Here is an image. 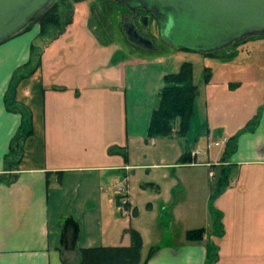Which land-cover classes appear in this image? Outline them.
Returning <instances> with one entry per match:
<instances>
[{
    "label": "crops",
    "instance_id": "crops-1",
    "mask_svg": "<svg viewBox=\"0 0 264 264\" xmlns=\"http://www.w3.org/2000/svg\"><path fill=\"white\" fill-rule=\"evenodd\" d=\"M68 27L49 46L70 40ZM89 34L90 45L105 50V60L97 63L104 69L89 66L70 75L67 64L73 60L69 55L50 54L48 46L41 48L39 67L16 86V102L31 113L32 135L24 141L14 181L8 180L5 158L21 116L6 110L4 95L14 71L30 59L38 26L0 44V176H4L0 180V264H63L68 263L64 254L78 256L81 249L128 247L129 229L141 237L140 264L150 249L156 251L146 264H264V99L232 117L230 103L239 96L245 75L210 74L204 83L211 89L204 104L207 137L220 128L223 140H228L255 117L256 123L238 135L226 159H222L223 148L214 161L199 157L194 165L179 164L183 154L174 137L147 138L155 109L153 96H158L167 74L159 66L139 68L140 64H134L139 61L123 56L113 62L108 55L111 41L100 43ZM218 115L225 120L215 122ZM202 133L194 135V142ZM188 152L198 153L193 157L196 161L202 156L199 150ZM205 164H212L217 181L227 177L226 186L221 191L218 186L215 191L206 190L203 198H177L171 207L172 214L180 216L179 207L192 204L195 211L199 206L205 223L192 230L203 229V240L186 241V231L180 242L152 243L147 249L142 230L132 228L140 212L128 181L156 180L141 181L138 191L148 199L145 211L158 215L161 206L170 210L166 207L170 194L180 185L174 179L175 169L189 166L209 173ZM142 171L146 174L138 175ZM195 184L197 194L202 187ZM120 197L131 216L120 211L116 201ZM211 211L220 220L218 237L212 235ZM209 242L216 247L211 263L206 259Z\"/></svg>",
    "mask_w": 264,
    "mask_h": 264
},
{
    "label": "rangeland",
    "instance_id": "rangeland-1",
    "mask_svg": "<svg viewBox=\"0 0 264 264\" xmlns=\"http://www.w3.org/2000/svg\"><path fill=\"white\" fill-rule=\"evenodd\" d=\"M72 6V22L66 33V36L70 38V40H65L63 43L64 39H62L50 46V41L40 43L37 39L35 43L37 47L40 45V48L49 46L48 50H50L49 53L52 55H69L68 57L73 60L71 65H66L71 68L69 71L70 75L76 73L77 70L80 72V69L88 68L87 70H89V66L96 67L98 62L105 60V50L99 49L101 46L97 48L98 45H95L94 47L90 45L89 31H91L94 36L97 35V42L99 41L100 43H103L111 41L108 55L111 54L110 58L113 59V62L123 56L126 59H132L134 62L139 61V63H134L140 64L139 68H145V66H147L148 69H151V66H159L166 74L177 73L183 63L190 64L192 69V84L198 89V96L195 104V110H197V113L195 112L192 117L189 131L183 137L177 134L179 120L176 119L171 124V136L177 141V149L179 152L183 154V156L186 154L189 164L199 163V157L203 160H207L210 157L209 159L214 161V155L222 151L224 148L221 143L225 134H220V128L208 137L205 133L207 121L205 119L204 104L208 97V93L211 91V89L207 88L203 82L206 70L209 74H214L215 76H219L221 73H225L224 75L227 74L228 76L235 72H239L240 76L245 75V77L241 78L242 85L238 93L239 96L234 97L232 99L233 102L230 103L234 106L232 117H239L242 112H245L249 106L259 98L260 100H263L264 38H253L237 45L233 44L221 51L208 54H201L185 49H174L160 38L159 27L154 16L145 11H138L137 16H148L146 18L147 26L140 24V32L150 38L155 47L154 50H144L130 45L121 30L122 19L124 15L129 12L128 8L123 4L115 0H75L72 2ZM34 27L35 25H32L28 30H32ZM82 38L85 39H83L84 41H82L81 46L80 39ZM80 61L82 62L81 67ZM96 69L102 70L104 68L97 66ZM219 80H221V78H219ZM139 83H141L140 80ZM153 100V107L156 108L158 104V96H153ZM198 117L199 120L202 119V124L204 123L203 125L199 122ZM214 120L215 122H221L225 120V117L221 118L218 115ZM174 130L175 133L173 132ZM200 130H202L203 133L200 134L196 138V142H194V135ZM215 142H218L219 145L212 146ZM208 144L210 145L209 148H207ZM188 150H199L202 156H198L196 161L192 157V152L187 153ZM145 174L144 171L138 172V175ZM207 175L208 172L206 169L201 170L189 166L175 169L174 179L177 178L180 185L175 187L171 192L170 202L166 207L171 210L173 202L177 198L186 199L187 197V199H189L190 196L203 198L206 190L210 189L215 191L218 186L216 175L213 178H210ZM139 179V177L131 178L128 181V187H131L133 194L132 199L134 203H137L140 212L139 216L132 220V228L142 230L141 233L146 241L147 249L152 243L169 242L175 244L180 242L184 239V232L195 229L196 225H199L200 222L205 223L204 219L200 216L201 212L198 211V205L195 210L197 211V216L194 217L195 211L192 204L191 207L188 205L179 207L177 213L180 216L172 214V210H162V206L160 208L161 212H159L158 215H149L143 206L148 199L140 195L138 185L141 181L156 180L149 177L141 180ZM159 182L161 183V180H159ZM195 182H199L200 187H202L197 194L195 190H193L196 185ZM133 186L136 190H133ZM116 201L118 202V200ZM120 211L122 213L127 211L125 215L131 216V211L127 207H121ZM157 211L158 209L156 212ZM190 214H192V216H190ZM172 217L174 219L176 218V220L172 219ZM211 217V224L214 225L215 220L212 211ZM65 258H67L68 264H74L78 260V256H73L69 253L63 255V259Z\"/></svg>",
    "mask_w": 264,
    "mask_h": 264
},
{
    "label": "trees",
    "instance_id": "trees-1",
    "mask_svg": "<svg viewBox=\"0 0 264 264\" xmlns=\"http://www.w3.org/2000/svg\"><path fill=\"white\" fill-rule=\"evenodd\" d=\"M73 1L75 0H55L52 7L46 13L38 18L36 22L29 24L20 33L27 31L32 25H37V39L40 43L54 40L62 35L72 22ZM253 38H264V36L248 38L246 41ZM237 44L239 43H235L234 45ZM41 53L42 49L40 45L37 47L35 44H31L29 61L14 71L4 95L6 110L20 114L21 116V123L11 140L10 150L5 158L6 169L10 172L8 176L9 181H14L16 179L15 172L18 170L19 161L23 156L24 141L32 135L31 113L26 106L16 102L15 89L21 80L32 75L39 67ZM209 79L210 74L206 70L203 82L207 83ZM197 90L198 89L192 84V69L188 63H183L177 73L165 75L163 78V87L158 93L157 107L150 114L147 138L169 137L172 133L171 124L176 119L179 120L177 134L182 137L185 136L189 131L190 121L195 114V102L198 95ZM262 107H264V103ZM256 119L255 117L235 136L226 141L222 159H226L234 150L238 135L254 127ZM178 163H189L186 154L180 157ZM2 178H4V176H0V180ZM226 184L227 177L223 175L218 181V191H221ZM132 214L135 215L136 211L133 210ZM214 220L215 224L212 235L218 237L220 235V220L215 213ZM126 233L130 238V245L128 247L81 249L77 251L78 260L74 264H140V251L142 247L141 237L138 232L132 229L127 230ZM203 238V229L189 230L185 233V240L188 242H200ZM155 251L156 249L149 250L143 264L147 263L154 255ZM206 259L208 263L216 259V247L211 242H209L206 247ZM62 263L68 264L65 261Z\"/></svg>",
    "mask_w": 264,
    "mask_h": 264
},
{
    "label": "water",
    "instance_id": "water-1",
    "mask_svg": "<svg viewBox=\"0 0 264 264\" xmlns=\"http://www.w3.org/2000/svg\"><path fill=\"white\" fill-rule=\"evenodd\" d=\"M54 1L0 0V44L36 22ZM115 1L130 11L151 12L158 24L160 38L174 49L208 54L248 38L264 36V0ZM121 30L130 45L154 50L150 40L143 39L125 24L121 25Z\"/></svg>",
    "mask_w": 264,
    "mask_h": 264
},
{
    "label": "flooded vegetation",
    "instance_id": "flooded-vegetation-1",
    "mask_svg": "<svg viewBox=\"0 0 264 264\" xmlns=\"http://www.w3.org/2000/svg\"><path fill=\"white\" fill-rule=\"evenodd\" d=\"M128 14H125L123 19H122V24H125L126 27H128L129 29H131L133 32H137L143 39H146V40H150V38L146 37L145 35H143L141 32H140V24H143L144 26H147L145 24L146 22V18L148 17L147 15L145 16H137V12L138 11H144V10H134V11H130L128 10ZM146 12V11H145ZM148 14H151L153 15L151 12H146ZM154 16V15H153ZM152 42V41H151Z\"/></svg>",
    "mask_w": 264,
    "mask_h": 264
},
{
    "label": "built area",
    "instance_id": "built-area-1",
    "mask_svg": "<svg viewBox=\"0 0 264 264\" xmlns=\"http://www.w3.org/2000/svg\"><path fill=\"white\" fill-rule=\"evenodd\" d=\"M226 141H227V140H223L221 144L225 145V144H226ZM213 145H214V146H218L219 143L216 142V143H214ZM209 147H210V146H207V148H209ZM197 154H198V153L192 154V157L196 156ZM191 164L194 165V164H196V163H191ZM205 166H207V167L209 168L208 176H209L210 178H212V177L214 176V174H213V170H212V164H205ZM125 205H126V202H125L122 198H119V200H118V206H119V207H125ZM126 213H127V211L124 212V214H126Z\"/></svg>",
    "mask_w": 264,
    "mask_h": 264
}]
</instances>
